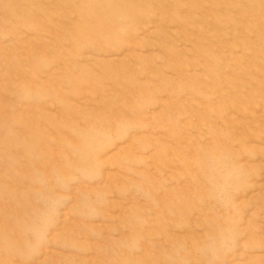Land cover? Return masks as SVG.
Here are the masks:
<instances>
[{"label": "rangeland", "instance_id": "obj_1", "mask_svg": "<svg viewBox=\"0 0 264 264\" xmlns=\"http://www.w3.org/2000/svg\"><path fill=\"white\" fill-rule=\"evenodd\" d=\"M0 264H264V0H0Z\"/></svg>", "mask_w": 264, "mask_h": 264}]
</instances>
